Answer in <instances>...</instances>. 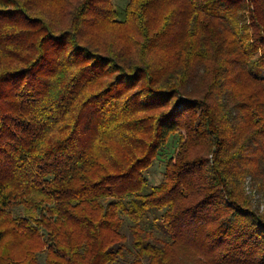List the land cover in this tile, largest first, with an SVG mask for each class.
Wrapping results in <instances>:
<instances>
[{
	"label": "trees",
	"instance_id": "obj_1",
	"mask_svg": "<svg viewBox=\"0 0 264 264\" xmlns=\"http://www.w3.org/2000/svg\"><path fill=\"white\" fill-rule=\"evenodd\" d=\"M113 1L0 0V264H264V0Z\"/></svg>",
	"mask_w": 264,
	"mask_h": 264
},
{
	"label": "rangeland",
	"instance_id": "obj_2",
	"mask_svg": "<svg viewBox=\"0 0 264 264\" xmlns=\"http://www.w3.org/2000/svg\"><path fill=\"white\" fill-rule=\"evenodd\" d=\"M125 1L126 0H114L113 2L115 5L121 6L125 3ZM263 73H264V70H263ZM170 142L168 143L169 147L167 148V152L169 150H171L174 146ZM162 160H163L162 158L157 159L154 162L153 166L146 172V177H147L148 182L150 184H156L159 182L161 175H162V172L164 170V162ZM252 194H253L254 201L258 202L260 200L261 202H263V199H259V196L257 194H254L253 192H252ZM262 207H263V205L260 206V208H262ZM129 258H130V254L127 252L125 259H122L121 262H119V263L117 261V262H114L112 264H127ZM40 260H41L42 264H44L43 263V254L40 255Z\"/></svg>",
	"mask_w": 264,
	"mask_h": 264
}]
</instances>
